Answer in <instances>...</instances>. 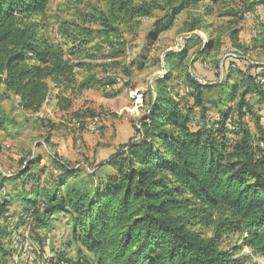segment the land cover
<instances>
[{
    "label": "trees",
    "instance_id": "obj_1",
    "mask_svg": "<svg viewBox=\"0 0 264 264\" xmlns=\"http://www.w3.org/2000/svg\"><path fill=\"white\" fill-rule=\"evenodd\" d=\"M49 2L0 0V104L14 97L25 113H38L51 89L57 91V107L66 111L72 102L61 96L74 95L77 87L81 65L72 58L83 54L85 41L74 45L76 35L69 33L61 34L60 42L47 36ZM201 2L215 0H184L177 7L170 3L169 15L154 24L148 38L156 42L178 14ZM159 6L155 1L106 0V10L92 9L97 14L89 22L99 23L98 34L116 37L120 27L136 31ZM194 24L189 32L196 31ZM237 34L231 33L233 43ZM211 43L190 61L191 67L205 61ZM253 44L264 48V30ZM186 50L165 55L167 71L155 79L154 94L144 100L146 114L133 125V136L85 180L68 185L79 169L51 151L46 156L49 167L37 160L35 169L30 162L9 176L0 175V189L7 184L12 188L0 196V264L12 254L5 246L10 224L16 233L28 221L47 226L60 213L70 215L71 237L78 249L72 260L56 254L43 264H247L250 256L238 255L242 248L264 259V132L261 117L246 101L252 93L264 105V83L259 81L264 66L253 76L229 64L222 81L206 84L187 73L184 97L189 100L183 103L171 95L168 84L174 71L184 69ZM86 58L93 56L86 52ZM123 73L129 76L127 70ZM234 74L248 82L235 107L229 105L233 97L226 101L228 108H218L220 97L208 107L205 92H236L237 83L227 85ZM103 81L111 86L121 79L106 73ZM211 110L215 117L209 116ZM7 123L1 114L0 132L7 130ZM231 137H236L233 143ZM15 204L20 210L11 211ZM235 237L236 245L228 244ZM10 242L15 245L18 239ZM18 264L30 263L23 259Z\"/></svg>",
    "mask_w": 264,
    "mask_h": 264
},
{
    "label": "rangeland",
    "instance_id": "obj_2",
    "mask_svg": "<svg viewBox=\"0 0 264 264\" xmlns=\"http://www.w3.org/2000/svg\"><path fill=\"white\" fill-rule=\"evenodd\" d=\"M151 1L158 3L160 8L152 18L142 20L136 31L120 27L116 37H106L97 33L100 29L98 22H89L91 15L106 10V0H50L46 16L47 36L60 42L61 34L69 33L76 35L74 45L85 41V46L81 48L83 54L72 58L73 62L81 65L76 70V83L77 87L83 85V89L76 87L72 96L62 94L61 97L72 102L71 108L66 111L57 107V91L54 89L50 90L45 104L36 114L22 112L14 97L0 104V115L4 114L8 120L7 130L0 132L1 176L22 170L30 162L35 169L37 160L49 167L51 163L46 156L51 151L64 163L79 169L77 178L69 181L68 185L85 180L86 175L95 172L98 163L105 161L133 136V125L146 114L144 100L149 94H154L155 79L163 77L167 71L164 58L167 53H180L187 49L184 69L174 71L173 80L168 84L171 95L183 103L189 100L184 97L187 73L198 78L199 83L206 84L222 81L229 64L236 65L243 72L249 71L253 76L261 72L264 48L253 43L258 33L264 30L262 0H215L214 3L201 2L188 6L175 17L171 29L163 32L156 42L148 38L154 24L167 18L170 3H173L172 7H177L184 0H134L137 4ZM193 23L197 29L189 32ZM73 25L81 31H76ZM234 30L238 34L233 43L231 33ZM208 42H212L213 49L207 52L205 61H198L195 68L191 67L190 61L198 52L206 51L204 45ZM110 43L113 48L109 47ZM86 52L93 59L86 58ZM246 62L249 64L246 65ZM123 70H127L129 76ZM106 73L120 77L121 81L106 86L107 82L103 81ZM232 83H237L236 92L229 89L224 93L219 90L205 92L202 97L206 105L212 108L209 102L220 97L222 104H218V108H228L226 101L233 97L229 103L233 109L248 82L245 76L234 74L227 85ZM258 100L259 96L252 93L246 96L253 112L261 117L264 132V105H259ZM209 116H216L214 110ZM246 119L252 136L257 137L252 121ZM88 121L96 122L98 132L85 130L83 125ZM235 140L236 137H231L229 142ZM6 186L0 189V196L4 190L11 191L12 188L8 184ZM18 210L19 205L11 207V211ZM71 227V217L65 213L54 216L47 226L38 227L28 221L19 226L16 233L10 224L5 246L11 249L12 254L5 264H18L23 259L30 264H43L56 254L72 260L78 248L72 241ZM14 237L18 242L12 245L10 241ZM236 242L235 237L228 244L234 246ZM238 255L250 256L247 264H264L263 258L252 256L247 248H242Z\"/></svg>",
    "mask_w": 264,
    "mask_h": 264
},
{
    "label": "built area",
    "instance_id": "obj_3",
    "mask_svg": "<svg viewBox=\"0 0 264 264\" xmlns=\"http://www.w3.org/2000/svg\"><path fill=\"white\" fill-rule=\"evenodd\" d=\"M260 83H264V78H259ZM229 123V122H228ZM229 125V124H228ZM79 127V126H78ZM83 127L85 128V130H89L90 132H98V126L96 124L95 121L91 122L88 121L87 123H84Z\"/></svg>",
    "mask_w": 264,
    "mask_h": 264
}]
</instances>
